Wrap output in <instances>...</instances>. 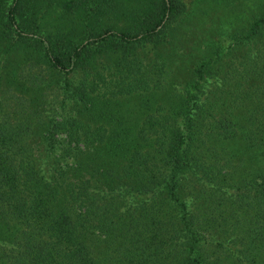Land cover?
<instances>
[{"label":"trees","instance_id":"1","mask_svg":"<svg viewBox=\"0 0 264 264\" xmlns=\"http://www.w3.org/2000/svg\"><path fill=\"white\" fill-rule=\"evenodd\" d=\"M253 6L198 40L184 0H0V264H264Z\"/></svg>","mask_w":264,"mask_h":264},{"label":"rangeland","instance_id":"2","mask_svg":"<svg viewBox=\"0 0 264 264\" xmlns=\"http://www.w3.org/2000/svg\"><path fill=\"white\" fill-rule=\"evenodd\" d=\"M184 1L186 3L187 10L183 18H186L187 22H191L192 25L183 29L182 33L184 36L190 35L191 33L194 38L198 40L206 37L213 38L214 36H218L221 33V29L228 26L229 23H232V28L234 25L239 26L240 28L247 24L249 20L248 18H250L253 14H256V9L253 6V3H255L256 0ZM178 22L173 24L179 26ZM181 25L183 24H180V26ZM172 26L169 30L170 35L173 34L176 29ZM211 29L214 30L210 31ZM212 32L213 35H211Z\"/></svg>","mask_w":264,"mask_h":264}]
</instances>
